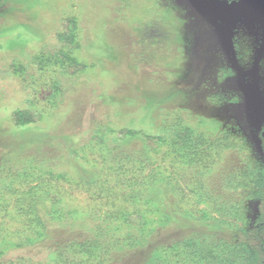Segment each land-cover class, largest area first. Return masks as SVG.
<instances>
[{"label":"rangeland","instance_id":"1","mask_svg":"<svg viewBox=\"0 0 264 264\" xmlns=\"http://www.w3.org/2000/svg\"><path fill=\"white\" fill-rule=\"evenodd\" d=\"M69 16L77 20L80 45L70 56L87 65L73 76L61 74L54 60L60 49L56 33ZM232 42L240 52L232 51ZM229 66L234 75L219 79L218 72ZM56 82L59 90L51 97ZM24 107L40 113L38 122L11 125L10 111ZM165 113L191 124L217 120V134L229 131L237 145L246 136L244 149L228 151V164L220 161L208 176L211 200L199 201L195 175L170 154L148 156L149 163L131 174L128 160L120 163L118 157L140 150L139 139L121 145L93 139L97 126L147 130L149 121L157 124ZM259 131L264 137V0H0V186L11 180L10 189L0 193V249L7 248L0 264H142L152 243L136 251L123 246L109 261V253L100 252L108 236L94 232L120 237L121 202L114 192L139 195L140 203L128 207L143 210L150 172L179 179L185 196L167 224L158 225L155 240L168 245L190 234H210L234 242L229 228H213L211 218L194 224L181 211L203 209L220 217V198L230 201L220 181L223 171L261 158ZM86 172L98 173V184L84 185ZM131 181L133 189L126 185ZM244 188L235 189L233 199L247 204L245 222L237 224L250 227L256 206L241 200ZM52 191L61 199L56 210L47 196ZM163 217L147 215L153 225ZM22 237L33 243L8 249ZM83 240L96 243L91 259L81 258Z\"/></svg>","mask_w":264,"mask_h":264},{"label":"trees","instance_id":"2","mask_svg":"<svg viewBox=\"0 0 264 264\" xmlns=\"http://www.w3.org/2000/svg\"><path fill=\"white\" fill-rule=\"evenodd\" d=\"M56 37L59 40L60 49L55 53L54 60L60 66L59 72L67 76H73L83 72L87 67L86 63L70 56L72 50L80 46L77 40V20L74 16H69L62 21L61 30L56 33ZM235 39L238 40L239 37L237 36ZM231 45L234 53L240 52V46L234 42ZM241 52L243 53V51ZM231 69V66L221 69L217 74L218 78L223 79L226 77L225 79H227L229 76L234 75ZM53 89L54 93L51 97L58 92L57 89L59 90L57 82L53 83ZM40 117L41 115L36 109L24 107L12 109L9 113L8 120L15 127H23L38 122ZM161 117V121L157 124L153 123L154 120L149 121L148 124L150 127L147 130H143L140 127L112 128L108 125H100L94 129L93 139L100 144L109 141L118 142L120 145L133 139H139V142H141L139 144L140 150H131L130 153L124 152L122 154L125 155L124 157H118L120 163L128 160L126 162L130 166L126 169L131 174H134V171L141 170L142 166L140 165L143 161L149 163L148 156L154 157L162 153V158H166L170 154L172 162H178L180 168L184 167L185 170L191 171L195 175L196 180L194 186L200 189V193L198 192L197 196L199 201L211 200L214 193L207 183L208 176L218 171L220 161L223 160L228 164V160L225 158L229 156L228 151L244 149V146L247 144L246 136L242 135L239 138L240 144L237 145L233 141L234 138L230 136L229 131L222 130L223 134L221 136L217 134L221 127L217 120L201 118L191 124L181 119L172 120L170 119V114L166 113L161 115ZM258 136L262 149L261 158L258 160L252 157L251 160L244 163V167L234 165V168H230L227 166V173L223 171L224 173L220 181H222V189L226 190L227 195L229 194L230 201L225 202V198H220L221 209L215 210L218 215L220 214V217L215 218L212 215L210 216V213L203 209L195 212L192 209H184L181 211V216L189 219L194 224L211 218L215 220L212 224L213 228H219V226L229 228L234 232V242L228 243L222 239L215 240L214 236L210 234H205L203 237L190 234L168 245H163L158 240H155L158 225L163 227L167 224L168 221L166 222V220H169V215H172L179 206L177 200L181 201L185 196L183 189H181L178 183L179 179L174 176L166 177L160 174L159 177L157 175L153 177L152 172H150L147 179L149 180L148 186H150V193L142 196V205L144 204L143 210L142 207H140V210H136L135 208L137 206L129 210L131 204L136 205L140 203V201L137 202L139 195L126 196V194H122L120 191L114 192L119 202H121L116 215H119L123 226L121 229H124V231L119 234V239L117 236H114L116 234L115 232L113 234L111 231H101L99 228H95L94 234L98 235L99 238H107L108 236V246L100 249V252L105 251L106 254L109 253L108 259L110 261V255L118 250H123V246L136 251L152 243V247L143 256L144 261L142 264H264V137L261 131L258 132ZM73 155L77 156L76 151H73ZM211 157L215 159L212 160ZM4 166L5 164H0V171ZM76 167H80V164H76ZM73 168L75 169L74 166ZM89 172H86L87 176H81V182L84 185L98 184L96 181H98L100 175L98 173L90 174ZM128 172L123 173L127 174ZM66 174L67 172L63 171L59 175L64 176ZM125 179L137 180L134 177ZM10 183V178L4 181L0 186V193L9 190ZM132 183L135 182L131 181L130 184L126 183L128 185L127 188L133 189L134 185ZM136 183L138 182L136 181ZM242 187H245V191L243 195L241 194V200L243 201L244 198L247 203L250 201L255 203L256 206L250 227L239 226L237 224V220L245 222L243 219L245 216L243 210L247 204L241 206L237 203L233 199V191L236 192L235 189ZM47 196L51 203V208L56 210L61 200L60 196L53 191L47 193ZM169 200H172L171 205ZM128 204H130V207H128ZM89 214L97 215L93 212ZM103 215H107V213ZM147 215H162L165 217V220L163 222H156L153 225L154 221L148 219ZM38 224L44 230V221L43 223L39 221ZM119 225L112 228V230H116ZM106 233L108 235H105ZM43 236L44 233L42 231L38 238L40 239ZM110 239L113 240V244H111ZM32 243L33 240L22 237L16 242L10 243L8 249L13 246L31 245ZM80 244L85 249L82 251L83 255L81 258L84 259V257H87L91 259L93 255L92 248L96 243L88 245L87 241L83 240ZM6 249H0V255ZM85 263L87 264V262Z\"/></svg>","mask_w":264,"mask_h":264}]
</instances>
